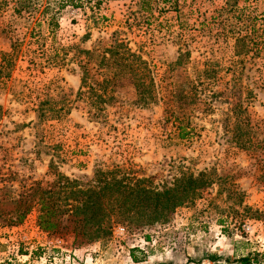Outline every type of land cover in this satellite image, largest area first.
Masks as SVG:
<instances>
[{
    "label": "rangeland",
    "instance_id": "obj_1",
    "mask_svg": "<svg viewBox=\"0 0 264 264\" xmlns=\"http://www.w3.org/2000/svg\"><path fill=\"white\" fill-rule=\"evenodd\" d=\"M116 40L136 56L141 97L131 73L101 64ZM10 52L0 72V210L57 172L87 185L114 172L158 191L188 174L210 183L164 223L149 224L146 211L99 241L54 234L70 263L37 246V208L23 223L1 215L0 264L264 254V0H0V70Z\"/></svg>",
    "mask_w": 264,
    "mask_h": 264
},
{
    "label": "trees",
    "instance_id": "obj_2",
    "mask_svg": "<svg viewBox=\"0 0 264 264\" xmlns=\"http://www.w3.org/2000/svg\"><path fill=\"white\" fill-rule=\"evenodd\" d=\"M100 4L101 1H98V5ZM49 24L52 30L59 26L55 17L51 18ZM123 46V43L117 40L112 42L105 49L101 64L115 66L121 72L131 73L141 97L148 85L133 68V59L130 57L135 54L125 55L119 51L118 48ZM12 48L14 49V46ZM12 55V52L4 54L0 72L11 65ZM9 74L10 72L6 73V76ZM87 83L84 75L81 88ZM89 87L92 88L90 85ZM41 105L45 106L46 102L43 101ZM48 106L52 109L51 103ZM1 111L0 105V115ZM46 117L45 109L40 110L39 119ZM238 135L239 133L236 134ZM100 173L96 184L87 185L57 172L55 178L46 184L38 182L26 192L11 198L14 208L8 211L0 210V217L5 215V219L10 223H23L37 208L38 225L48 234L55 236L56 233H72L75 243L85 239L99 241L112 234L115 224L133 222L135 217L143 215L146 211L151 214L149 224L166 222L170 212L192 200L208 182L210 183L209 176L201 172L198 175H183L176 180L173 187L158 191L144 186L142 179L131 182L125 177L118 178L114 172ZM131 257L135 262L143 261L138 257L137 249H132ZM219 258L212 260L218 262L216 264H262L264 254L255 252L240 257H228L224 262L223 258ZM221 261L223 263H220Z\"/></svg>",
    "mask_w": 264,
    "mask_h": 264
},
{
    "label": "built area",
    "instance_id": "obj_3",
    "mask_svg": "<svg viewBox=\"0 0 264 264\" xmlns=\"http://www.w3.org/2000/svg\"><path fill=\"white\" fill-rule=\"evenodd\" d=\"M116 232L120 235H123L125 233L124 227H118L116 229ZM39 233L41 238H39V241L36 243L37 246L41 245L45 250L48 251H57V253L53 256H51L50 261L54 262H71V255L66 254V252L70 251L66 244L64 239L58 236H53L48 234L47 232L43 231L42 229H39Z\"/></svg>",
    "mask_w": 264,
    "mask_h": 264
},
{
    "label": "crops",
    "instance_id": "obj_4",
    "mask_svg": "<svg viewBox=\"0 0 264 264\" xmlns=\"http://www.w3.org/2000/svg\"><path fill=\"white\" fill-rule=\"evenodd\" d=\"M26 224H27V222H26ZM25 223H24V225H26Z\"/></svg>",
    "mask_w": 264,
    "mask_h": 264
}]
</instances>
